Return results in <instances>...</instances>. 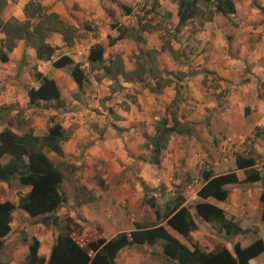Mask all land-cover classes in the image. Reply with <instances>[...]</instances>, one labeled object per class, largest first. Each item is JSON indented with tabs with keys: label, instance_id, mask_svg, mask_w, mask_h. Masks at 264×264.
Returning a JSON list of instances; mask_svg holds the SVG:
<instances>
[{
	"label": "crops",
	"instance_id": "0c3cea01",
	"mask_svg": "<svg viewBox=\"0 0 264 264\" xmlns=\"http://www.w3.org/2000/svg\"><path fill=\"white\" fill-rule=\"evenodd\" d=\"M230 1L234 7L230 15L216 13L214 0H208L210 19L188 20L180 42L189 58L176 66L165 51H159L157 32L145 26L144 31L137 28L134 19L136 9L144 5L141 0H4L1 21H23V7L34 2L74 28L69 47L56 34L48 37L46 43L56 48L52 60L66 55L79 65L84 76L90 69L86 61L88 49L100 44L104 60L117 54L122 62L127 57H137L139 51L157 50L159 57L154 69H177L182 78L170 80L156 93L150 91L153 79L147 78L143 83L118 80V90L111 92V82L93 69V75L100 73V81L85 76V82L77 88L69 67L54 69L49 61L37 60L23 41L15 43L6 53L7 61L0 63V132L9 129L17 135L31 132L43 136L50 122L58 123L66 131L68 139L61 144V156L43 151L61 173L59 192L65 201L46 224L14 209L10 214V231L0 249V263L24 264L31 238L38 241V257L46 260L55 235L63 229L57 225L62 222L65 226L67 220L69 225L77 226V234L73 235L80 240L87 236L108 240L118 233L132 231L134 224L151 226L155 223L153 211L161 215L178 197L196 225L188 237L190 241L196 239L197 244L191 242L202 251L216 248L215 237H221L219 247L229 251L235 242L241 246L255 238L264 242V225L259 220L261 183L243 184L244 172L236 170L234 164L236 155L251 157L258 170L264 164V0ZM156 4L168 11L175 26L176 2L156 0ZM196 24L201 27L188 32ZM127 25L140 34L133 38L124 35L109 46L108 38L114 39L117 28ZM2 39L0 34V43ZM123 66L126 71L134 68L132 64ZM35 72L54 81L61 107L54 108L45 102L28 105L26 91L37 87ZM178 95H182L183 101L177 118L193 132L170 135L158 164H151L144 135H154L152 125L164 116L165 106ZM5 118H14V123ZM6 161L7 157L2 163ZM204 164H209L212 175L234 172L237 183L225 187L227 198L223 202H206L220 208L225 218L236 223L244 234L226 236L195 218L193 206L198 201L195 194L202 185ZM13 182L15 187L10 186L12 182H0V203L16 205L18 196L28 192V187ZM19 233H27L23 244L18 241L14 247L9 246L8 241ZM247 234L251 237L241 243ZM174 236L189 247L187 240ZM204 241L211 244L202 246ZM155 246L165 262L156 244L126 247L116 255L114 264H158L151 258V248ZM248 264H264V251Z\"/></svg>",
	"mask_w": 264,
	"mask_h": 264
},
{
	"label": "trees",
	"instance_id": "16d2710c",
	"mask_svg": "<svg viewBox=\"0 0 264 264\" xmlns=\"http://www.w3.org/2000/svg\"><path fill=\"white\" fill-rule=\"evenodd\" d=\"M199 1L208 0H175L176 25L175 30L183 28L189 19L198 13ZM4 7V0H0V13ZM214 11L222 16L234 12L230 0H214ZM122 9H124L122 7ZM128 11V10H126ZM127 13V12H126ZM23 21L9 18L0 20V34L3 39L0 43V63L7 61L6 53L10 52L17 41H23L26 47L31 48L37 60L49 61L54 69L70 68V78L77 88L85 82V76L79 65L66 55L52 60L56 48L49 46L46 39L51 35H59L65 47L72 44L75 29L62 22L54 13L45 10L34 2H28L23 7ZM210 19V18H208ZM111 28H116L114 25ZM118 29V28H117ZM141 27L139 30L144 31ZM114 39L108 38V45L124 37L125 30H117ZM142 41L140 38H136ZM161 47L159 51H163ZM103 47L94 44L89 47L87 63L89 68L101 72L102 77L112 84L118 80L124 83H143L147 78L153 79L150 91L156 93L159 88L168 84L154 73V56L157 50L139 52L138 60L131 71H126L119 55L103 59ZM172 54L171 48L167 50ZM37 82L36 88H28L26 97L28 105L38 102L51 103L54 108L62 106L59 91L54 81L43 77L39 73L33 74ZM162 83V84H161ZM175 99L169 105H173ZM190 127L179 122L176 113L167 112L154 125V135L144 138L150 147L151 164H158V158L164 149L168 138L172 134L188 135ZM68 139L66 131L58 124L50 122L43 136H34L31 132L17 135L9 129L0 132V182L10 183L16 181L21 187H28L26 194L18 196L16 205L10 202L0 203V249L3 238L9 233L10 214L14 209L25 213L29 218H38L40 223L46 224L50 215L64 204V197L59 192L62 176L59 170L46 158L43 151L61 156V144ZM7 157V161L2 160ZM236 170L244 172L243 184L261 183L258 197L261 204L259 220L264 225V164L255 168L251 157L236 155L234 158ZM202 185L196 192L197 202L193 206L196 219L214 227L216 232L226 236L244 234L239 226L232 220L225 218L223 211L217 206L206 202L208 199L223 202L228 195L227 185L237 183L234 172L222 175H212L210 172L201 173ZM152 207V204L149 203ZM155 223L151 226L134 224L130 232H121L105 240L95 238L79 243L73 231L65 225L54 237L47 259L38 257V241L31 238L27 245V255L24 264H114L116 255L124 248L130 246H153L159 244L162 259L170 264H248V262L264 251V242L255 238L245 246L238 242L231 245L230 251L224 247H216L210 252L202 251L189 239V234L196 229L193 218L188 209L182 206L181 198H176L170 209L161 215L154 210ZM55 223L56 219L52 220ZM70 221L67 220V224ZM163 224V225H162ZM187 240L189 247L181 243L174 235ZM9 264V263H0Z\"/></svg>",
	"mask_w": 264,
	"mask_h": 264
},
{
	"label": "rangeland",
	"instance_id": "374dc122",
	"mask_svg": "<svg viewBox=\"0 0 264 264\" xmlns=\"http://www.w3.org/2000/svg\"><path fill=\"white\" fill-rule=\"evenodd\" d=\"M141 2L144 5H142V7H138L136 9V13L137 14L135 15V19H134V22H136V24H137V28L139 29L142 26H145L148 30L151 29V31L153 30V31L157 32L158 33V39H159L160 44H161L158 47V49L160 50V48L163 47L164 50L161 51V52L165 51L166 54L168 56H170V58H172V60L174 62V65H176V66L180 65L183 60H186V59L189 58L188 54H187V50L185 48L181 47L182 44L180 42V38H182V36H184V35H182L183 29L179 28L177 31L175 30V26L170 22V20H171L170 14L168 13V11H166V9H160V6H158L156 4V0H141ZM166 2L168 4L169 3L172 4L173 2H175V0H166ZM198 3H199L198 13L195 15V18H199L198 19L199 21L208 20V18H210L211 15H212V12L210 10L211 3H209L208 1L207 2L199 1ZM121 12L124 13V10L122 9ZM149 18H151V22L149 21L150 20ZM141 22H143V23H141ZM117 24L118 23H115L114 25H117ZM141 24H143V25H141ZM200 27H201V25L196 24V25L192 26V28H189L187 30H188V32L191 33L192 31L194 32L195 29L200 28ZM122 29L125 30L124 31L125 37L133 38V37L138 36L140 34V32H138L137 29H134V27L132 25H127L126 27L119 26L118 30H122ZM169 48H171V50L173 51L172 54L167 52V50ZM147 50H152V49H147ZM147 50H145V51H147ZM190 50H192V49H190ZM145 51L143 50V51H139V52H145ZM193 51H195V50L193 49ZM139 52L137 54V57L134 56V55L131 56V57H127L126 60L123 61V63L129 64V65L132 64L134 66L135 62L138 60L137 58L139 56ZM158 57H159V53H157L154 56V66L155 67L157 66L156 62L158 60ZM90 70L91 69H88V72H86L85 76L88 77V78L92 77V78L100 81V78H99L100 73H96L95 75H93L92 72H91L93 69L91 71ZM154 75L155 76H160V78L163 80V82H166L164 80H169L168 82H170V80L180 81L181 78H182V74L179 73V71L177 69H175L174 71H170V72H167V71H165L163 69L161 71H156L154 73ZM167 76H170L171 79H166ZM143 86H145V85H143ZM118 88H119L118 83H116V84H114V83L112 84L111 83L109 85V91H111V92L118 90ZM182 101H183L182 95H178L175 98V102H173V105H169L168 104V105L165 106V109L167 108V112L168 113L174 112L177 115L178 112H179V108H181ZM50 105H52V104H50ZM109 115L111 116L112 112L109 111ZM4 120L7 121L10 124L14 123V118H8V119L5 118ZM152 126L154 128V125H152ZM191 132H193V131H191ZM11 185H13L15 187L16 184L14 182H12L10 184V186ZM144 196H148V195L144 194ZM55 225H57V224H55ZM63 226L64 225H63L62 222L57 225V227L59 229L63 228ZM67 226L73 231L74 235L77 234V226L76 225L67 224ZM25 234H27V233H19L18 235H16V237H14V239L8 241L7 244L9 246H12V247L17 245L18 241H20V243L23 244L24 235ZM78 234H79V232H78ZM250 237H251L250 234L249 235L247 234V235L243 236L241 238V240H240L241 243H244V242L248 241V239ZM92 239H95V238L88 237V236L85 239H83V240H80V239L76 238V240L79 243H82V242H84L86 240L89 241V240H92ZM195 240L196 239H193V238L191 239L192 242H195L197 244V242ZM250 241H252V239ZM215 242L217 244L215 246L219 247L221 242H223V239L221 240V237H215ZM208 244H211V243H209L208 241H204V242L201 243V245L205 246V247H207ZM151 250L153 251V253H151L152 254L151 258L154 261L158 262V264H170V263H167V262H163L159 258L158 246H155V247L151 248Z\"/></svg>",
	"mask_w": 264,
	"mask_h": 264
},
{
	"label": "built area",
	"instance_id": "2783aa9c",
	"mask_svg": "<svg viewBox=\"0 0 264 264\" xmlns=\"http://www.w3.org/2000/svg\"><path fill=\"white\" fill-rule=\"evenodd\" d=\"M80 69V68H79ZM81 70V69H80ZM203 171L204 172H209L210 171V166H209V164H204V166H203Z\"/></svg>",
	"mask_w": 264,
	"mask_h": 264
}]
</instances>
